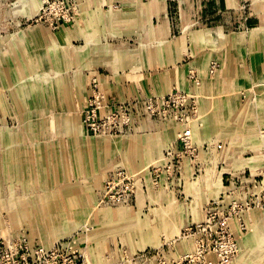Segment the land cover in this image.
<instances>
[{
    "label": "rangeland",
    "instance_id": "1",
    "mask_svg": "<svg viewBox=\"0 0 264 264\" xmlns=\"http://www.w3.org/2000/svg\"><path fill=\"white\" fill-rule=\"evenodd\" d=\"M179 1L0 0V243L62 245L80 264H264V80L246 69V84L223 86L213 128L187 87L108 101L101 77L138 48L122 14L145 50L164 17L172 36L189 19L216 27L215 0ZM242 9L226 29L255 30L264 46V0ZM213 63L210 77L223 68ZM194 126L215 135L196 142ZM160 133L162 148L141 159Z\"/></svg>",
    "mask_w": 264,
    "mask_h": 264
},
{
    "label": "crops",
    "instance_id": "2",
    "mask_svg": "<svg viewBox=\"0 0 264 264\" xmlns=\"http://www.w3.org/2000/svg\"><path fill=\"white\" fill-rule=\"evenodd\" d=\"M179 2L184 1L180 0ZM187 2H191V0ZM214 4L216 8L212 12L211 18L207 20L215 21L214 29L205 25L191 24L190 22L194 23V18L185 21L186 24L183 22L180 34L172 36V24L165 17L161 21H156L158 23L156 27L152 22L149 23L150 37L148 39L152 43L151 45L155 46L151 50L142 48L147 45L146 37L141 34L137 37L132 36L130 31L131 15L122 14V28L128 32V37H126L132 39L133 42L135 40L138 48L129 49V58H123L122 66L119 67V69H123L122 74H118L120 73L119 69H115L116 71L112 75L106 78L101 77L104 80L108 101H127L141 95L143 97L151 94L164 95L172 87H187L201 94L202 110L209 119L210 128H213V126L211 127L212 120L223 115V113L216 112L223 86L246 84L249 78L246 69L254 73L255 79L264 80V46H260L261 44L258 43V32L253 30V36H248L247 33L227 30V25L233 24L236 27L237 23L241 22L242 0L234 2L215 0ZM156 7L153 5L151 7L155 13L153 17H160V10ZM199 19L201 20V18ZM99 23L105 27L112 28L114 26L111 20L108 21L104 17L99 18ZM78 37L76 34V39ZM261 42L264 44L263 36ZM260 49H263V52ZM89 51L93 52L92 49ZM125 54L127 53L125 52ZM213 62L222 63L223 68L216 76L210 77L208 70ZM193 71L201 79L199 88L189 80V74ZM228 90L225 91L228 92ZM228 107L227 105L226 109ZM170 132L172 135L170 139H175L176 133L172 128H170ZM211 133L209 127L201 130L196 126L193 127V138L196 142L211 137ZM164 134L160 133L149 137L146 143L140 144L138 150L141 153L142 148L144 152L140 154L141 159L146 161L156 155L165 143ZM212 134L215 135V133ZM135 149L134 144H128L123 148V155L127 153L126 159L130 156L128 155L129 151L132 152ZM113 154L111 153L112 156Z\"/></svg>",
    "mask_w": 264,
    "mask_h": 264
},
{
    "label": "built area",
    "instance_id": "3",
    "mask_svg": "<svg viewBox=\"0 0 264 264\" xmlns=\"http://www.w3.org/2000/svg\"><path fill=\"white\" fill-rule=\"evenodd\" d=\"M219 67V64L213 63L211 71L214 72ZM191 136L192 131L188 129L183 133L182 140L188 144ZM66 253L67 249L62 245L47 249L45 247L33 248L20 244L6 246L5 243L1 242L0 264H80L76 259L71 260L70 254Z\"/></svg>",
    "mask_w": 264,
    "mask_h": 264
}]
</instances>
